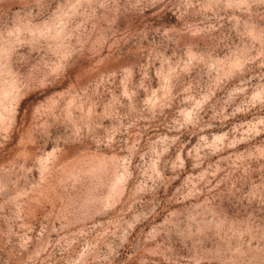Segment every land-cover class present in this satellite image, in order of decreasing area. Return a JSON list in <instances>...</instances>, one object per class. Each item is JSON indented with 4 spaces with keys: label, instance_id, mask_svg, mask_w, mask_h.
<instances>
[{
    "label": "rangeland",
    "instance_id": "374dc122",
    "mask_svg": "<svg viewBox=\"0 0 264 264\" xmlns=\"http://www.w3.org/2000/svg\"><path fill=\"white\" fill-rule=\"evenodd\" d=\"M0 264H264V0H0Z\"/></svg>",
    "mask_w": 264,
    "mask_h": 264
}]
</instances>
